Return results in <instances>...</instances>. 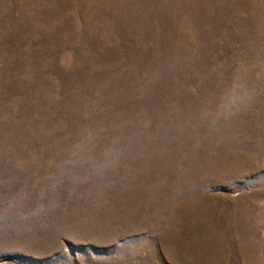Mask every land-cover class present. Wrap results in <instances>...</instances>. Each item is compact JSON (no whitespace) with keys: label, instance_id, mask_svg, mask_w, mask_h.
I'll list each match as a JSON object with an SVG mask.
<instances>
[{"label":"rangeland","instance_id":"374dc122","mask_svg":"<svg viewBox=\"0 0 264 264\" xmlns=\"http://www.w3.org/2000/svg\"><path fill=\"white\" fill-rule=\"evenodd\" d=\"M0 264H264V0H0Z\"/></svg>","mask_w":264,"mask_h":264}]
</instances>
